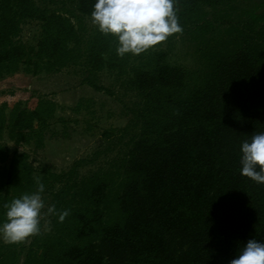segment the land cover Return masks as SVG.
Listing matches in <instances>:
<instances>
[{
    "label": "trees",
    "instance_id": "obj_1",
    "mask_svg": "<svg viewBox=\"0 0 264 264\" xmlns=\"http://www.w3.org/2000/svg\"><path fill=\"white\" fill-rule=\"evenodd\" d=\"M255 1L176 0L180 34L200 58L190 69L164 49L139 63L118 56L114 37L86 27L95 0H0V78L81 66L93 88L115 95L97 80L107 71L137 97L116 172L89 176L79 161L38 178L18 147L45 146L54 100L0 105V220L3 205L38 181L50 204L70 210L63 223L50 216L51 229L29 245L0 240V264H229L247 240H264V184L239 163L242 142L264 132V10ZM31 20L41 31L35 45L21 39Z\"/></svg>",
    "mask_w": 264,
    "mask_h": 264
},
{
    "label": "rangeland",
    "instance_id": "obj_2",
    "mask_svg": "<svg viewBox=\"0 0 264 264\" xmlns=\"http://www.w3.org/2000/svg\"><path fill=\"white\" fill-rule=\"evenodd\" d=\"M37 1L41 4L49 0ZM256 1L262 5L259 8V12H262V0ZM250 5H245V8H256L254 1ZM85 24L89 30L95 27L91 19H87ZM219 27L222 28V24ZM40 33L39 23L31 20L23 24L21 39L27 44L35 45ZM151 49L167 51L168 61L172 64H180L190 69L200 66L196 46L187 34L176 33ZM126 55L129 62L139 63L140 54ZM87 74L81 66H70L55 73L42 72L33 75L21 70L0 78V105H7V112H10L17 102L28 109H34L40 98H49L57 103L55 116L45 138V146L36 149L31 144L18 145L21 151L30 154L29 160L37 169L38 178H41L47 169L61 172L69 170L79 161H83L79 166L81 176L96 172L101 175L116 172L118 163H115V160H121L126 150L125 143L133 135L123 132L122 129L129 123L128 108L137 97L121 88L107 71L99 73L97 80L103 86L112 88L115 91L114 96L106 90L90 86L85 81ZM4 141L11 148L17 146L8 137ZM43 196L46 203L50 204L48 194ZM50 229L49 216L41 220V230ZM32 238L27 239V245Z\"/></svg>",
    "mask_w": 264,
    "mask_h": 264
},
{
    "label": "clouds",
    "instance_id": "obj_3",
    "mask_svg": "<svg viewBox=\"0 0 264 264\" xmlns=\"http://www.w3.org/2000/svg\"><path fill=\"white\" fill-rule=\"evenodd\" d=\"M176 0H95L91 22L97 30L116 41V54L139 55L183 31L175 9ZM240 174L264 184V132H259L240 145ZM45 185L37 182L34 191L25 192L3 205L0 240L18 244L39 235L41 220L55 216L63 223L70 210H58L47 204ZM229 264H264V240H247Z\"/></svg>",
    "mask_w": 264,
    "mask_h": 264
}]
</instances>
